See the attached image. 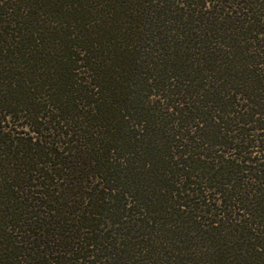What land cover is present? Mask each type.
<instances>
[{
	"label": "trees",
	"instance_id": "16d2710c",
	"mask_svg": "<svg viewBox=\"0 0 264 264\" xmlns=\"http://www.w3.org/2000/svg\"><path fill=\"white\" fill-rule=\"evenodd\" d=\"M0 264H264V0H0Z\"/></svg>",
	"mask_w": 264,
	"mask_h": 264
}]
</instances>
